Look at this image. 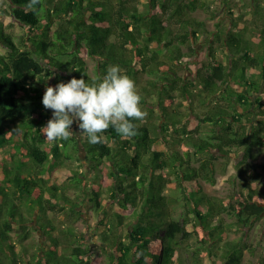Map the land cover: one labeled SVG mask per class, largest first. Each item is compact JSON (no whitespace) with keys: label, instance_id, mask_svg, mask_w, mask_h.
<instances>
[{"label":"trees","instance_id":"16d2710c","mask_svg":"<svg viewBox=\"0 0 264 264\" xmlns=\"http://www.w3.org/2000/svg\"><path fill=\"white\" fill-rule=\"evenodd\" d=\"M29 2L5 0L22 34L0 19V264H244L254 248L231 236L264 221L263 1L228 5L217 32L194 15L208 0ZM110 65L141 96L137 134L47 141L46 86ZM82 152L89 176L72 163ZM232 161V191L209 194ZM85 202L96 247L75 226ZM33 231L45 238L35 252Z\"/></svg>","mask_w":264,"mask_h":264},{"label":"clouds","instance_id":"9594fccd","mask_svg":"<svg viewBox=\"0 0 264 264\" xmlns=\"http://www.w3.org/2000/svg\"><path fill=\"white\" fill-rule=\"evenodd\" d=\"M39 3L40 0H30L27 7L34 9ZM140 102L135 81L118 65H110L105 75L90 82L73 77L66 83L46 86L42 104L45 109L53 110V115L40 132L50 142L68 140L73 135L71 126L75 121L91 144L101 143V134L109 127L122 138H131L137 134L132 121L147 116Z\"/></svg>","mask_w":264,"mask_h":264},{"label":"rangeland","instance_id":"374dc122","mask_svg":"<svg viewBox=\"0 0 264 264\" xmlns=\"http://www.w3.org/2000/svg\"><path fill=\"white\" fill-rule=\"evenodd\" d=\"M251 1L252 0H230L229 4H224L222 0H208V2L211 5V8L208 11L198 10L195 12V17L200 20L204 21L206 24V29L210 32H217L221 27L226 28L227 26H230L233 20L234 15L230 14L228 5L232 7L233 12L237 15L239 13L248 12L253 9L251 7ZM263 5H264V0ZM4 7V8H3ZM8 5H5V0H0V19L5 16V23L8 26L9 32H12L13 34L19 35L23 33L22 28L19 26V23L16 22V20L8 14ZM235 20V19H234ZM204 42V41H203ZM201 49V46L199 47ZM90 68H91V74L94 75V67L95 62L92 60H89ZM191 67L194 68V65L191 64ZM189 74V73H188ZM71 131L73 134L78 138V140L82 139L83 133H80V129L78 128V123L74 121L72 125ZM157 150H168L165 145L159 144L156 147ZM0 155V157H2ZM81 161L78 159H74L72 161L73 165L78 166L80 164H83V170H85L87 176L90 175V168L91 163L85 158L84 152L81 154ZM219 175L217 177V182L215 184L211 183H204L206 191L211 195L226 197L231 191H232V176L235 174L236 170L234 167V161L231 162V164L228 166V169L226 172H222L221 167L219 166ZM259 171L261 174L264 175V169L259 168ZM52 182V180L50 181ZM82 210L85 212L82 219L79 220L76 223V227L82 231L85 232L87 236L90 237L89 241L91 243L92 239L94 241L93 247H96L97 245H94L97 241L95 235H94V227L97 220V217L92 214L91 211V204L90 203H84V207ZM181 211V210H180ZM177 214V213H176ZM263 227H264V221H260L255 228L250 232H236L232 234V239H238V238H244L246 242L250 243L254 250L253 251H246L245 252V260L244 264H259L260 258L264 255V235H263ZM45 238L43 235L39 232L33 231L31 239L27 242L28 247L35 252L38 249L39 243H44ZM208 264L209 261L207 260Z\"/></svg>","mask_w":264,"mask_h":264}]
</instances>
